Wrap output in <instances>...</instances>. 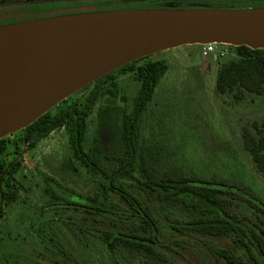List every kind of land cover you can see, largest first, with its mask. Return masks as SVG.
I'll return each instance as SVG.
<instances>
[{"label":"rangeland","instance_id":"1","mask_svg":"<svg viewBox=\"0 0 264 264\" xmlns=\"http://www.w3.org/2000/svg\"><path fill=\"white\" fill-rule=\"evenodd\" d=\"M181 1L187 5L193 0H16L0 5V16L17 14L22 20L135 10L158 4L162 9H177L171 4ZM188 6L245 10L264 7V0H222L206 3L205 8ZM6 19L0 17V25ZM234 59L237 54L232 46L217 45L215 52L209 53L204 46L194 45L161 52L139 62L138 66L155 61H166L169 65L142 118L140 145L160 148L159 173L196 175L241 187L245 198L229 195L227 213L258 230L255 225L259 222L248 200L264 203V176L243 147L242 130L264 120V95L247 93L244 100L238 101L234 94L220 95L216 91L218 70ZM112 83L117 84L116 97L108 92L113 89ZM139 88L136 73L119 68L113 71L111 80L93 82L51 112L55 115L76 105L86 110L89 150L101 124H105L104 116L109 112L107 116L118 121L123 112H131ZM92 98H95L93 103ZM23 136L18 132L5 138L8 161L19 166L11 177V185L18 189V198L11 205L4 200L7 173L0 178V240L4 264H226L217 252L233 250L232 240L177 234L165 219L160 223L162 236L158 250L165 254L166 263L130 255L122 247L110 250L99 234L80 225L84 218H89L85 205L119 203L114 198L105 200L98 192L102 176L74 158L67 128L55 130L35 147L21 141ZM45 176L53 179L57 191L67 200L77 202L76 205L56 203L46 190ZM89 198L93 202H87ZM119 206L116 208L120 213ZM103 214L121 218L120 214ZM179 217L184 219L185 213ZM235 252L247 264H253L243 251Z\"/></svg>","mask_w":264,"mask_h":264},{"label":"trees","instance_id":"2","mask_svg":"<svg viewBox=\"0 0 264 264\" xmlns=\"http://www.w3.org/2000/svg\"><path fill=\"white\" fill-rule=\"evenodd\" d=\"M147 7L162 9L160 4ZM177 9L193 8L184 4ZM233 48L237 59L218 70L216 91L220 95L234 94L238 101L244 100L247 93L264 95V50ZM143 59L121 67L136 73L140 83L138 94L133 99L132 111L123 112L118 121L108 117L109 112H104L108 116H104L105 124H101L91 149L86 147L88 113L77 105L55 115L49 111L19 132L24 135L21 141L35 147L55 130L67 128L74 158L103 178L99 194L105 200L114 198L120 204V213L116 208L119 204L109 206L101 202L99 205H85L88 209L86 216L89 218H84L80 225L82 229L87 228L99 234L110 250L122 247L130 255L166 263L168 260L165 254L158 250L162 236L160 223L165 219L170 229L177 234L232 240L233 250L222 249L217 252V256L226 264H247L245 259L237 256V250L246 253L253 264H264V203L247 199L259 222V225H255L259 228L257 230L227 213L229 195L245 196L241 187L196 175L159 173L162 162L160 148L140 145L142 118L154 99L161 79L169 70L166 61L138 66ZM112 74L95 82L111 80ZM112 87L108 92L111 97H116L117 84L112 83ZM94 101L95 98L90 99L91 103ZM87 108H90V104ZM242 142L256 169L264 176V120L253 123L251 127H244ZM7 149L4 138L0 141V178L7 173L4 200L7 205H11L18 198V189H14L10 182L19 164L8 161ZM17 150L20 151V148ZM44 182L47 192L56 203L69 202L76 205L77 202L67 200L57 191L53 179L45 176ZM90 201L93 202L89 198L87 202ZM105 212L115 216L120 214L121 218L107 217L103 214ZM181 213H185L184 219L179 217Z\"/></svg>","mask_w":264,"mask_h":264},{"label":"water","instance_id":"3","mask_svg":"<svg viewBox=\"0 0 264 264\" xmlns=\"http://www.w3.org/2000/svg\"><path fill=\"white\" fill-rule=\"evenodd\" d=\"M210 44L264 50V7L117 10L2 26L0 141L124 65Z\"/></svg>","mask_w":264,"mask_h":264},{"label":"flooded vegetation","instance_id":"4","mask_svg":"<svg viewBox=\"0 0 264 264\" xmlns=\"http://www.w3.org/2000/svg\"><path fill=\"white\" fill-rule=\"evenodd\" d=\"M7 1L9 3L16 2V0H10V1L9 0H0V5L7 4ZM215 1H222V0H193V1H191L190 4H187V6L188 5H191L194 8H205L206 7V3H213ZM223 1H225V0H223ZM184 4H186V2L185 3L175 2L173 5L171 4V6L173 8H177V7L183 6ZM144 7H145V5L142 6V8L140 7V8H137V9H151V8H147V7L144 8ZM126 10H130V9H126ZM111 11H114V10H111ZM58 16H64V15H58ZM58 16H52V17H58ZM0 17H6L7 18L5 20V24L4 25H0V27H2V26H9V25L18 24V23H23V22H29V21H35V20L52 18V17H45V16H37V17H30L28 19L19 20L17 14L11 15V16H0ZM0 264H4V259H3L2 253H1V240H0Z\"/></svg>","mask_w":264,"mask_h":264},{"label":"built area","instance_id":"5","mask_svg":"<svg viewBox=\"0 0 264 264\" xmlns=\"http://www.w3.org/2000/svg\"><path fill=\"white\" fill-rule=\"evenodd\" d=\"M217 45L216 44H210V45H206V46H204L205 48H206V50L209 52V53H213V52H215V47H216Z\"/></svg>","mask_w":264,"mask_h":264},{"label":"bare ground","instance_id":"6","mask_svg":"<svg viewBox=\"0 0 264 264\" xmlns=\"http://www.w3.org/2000/svg\"><path fill=\"white\" fill-rule=\"evenodd\" d=\"M3 97H4V91H2V90L0 89V104H1V102H2V100H3Z\"/></svg>","mask_w":264,"mask_h":264}]
</instances>
